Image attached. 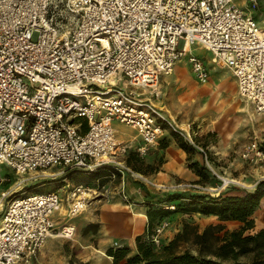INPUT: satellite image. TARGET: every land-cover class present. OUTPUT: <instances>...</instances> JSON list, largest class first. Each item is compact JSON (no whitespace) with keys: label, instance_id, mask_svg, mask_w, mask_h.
Instances as JSON below:
<instances>
[{"label":"built area","instance_id":"built-area-1","mask_svg":"<svg viewBox=\"0 0 264 264\" xmlns=\"http://www.w3.org/2000/svg\"><path fill=\"white\" fill-rule=\"evenodd\" d=\"M249 2L245 9L235 0H0V170L6 165L20 177L17 188L3 190L10 178L0 174V264H31L53 236L54 213L65 203L76 216L98 195V188L72 186L67 174L134 175L126 165L130 144L118 139L114 121L137 131L141 156L168 130L198 147L193 125L153 102L161 76L186 54L195 79L209 80L192 47L212 53L234 75L240 97L264 113V27L253 15L257 0ZM241 155L264 165L257 138ZM49 171L65 175L61 190L10 198ZM170 226L161 220L148 239L160 248ZM73 234L65 226L59 235Z\"/></svg>","mask_w":264,"mask_h":264},{"label":"rangeland","instance_id":"rangeland-1","mask_svg":"<svg viewBox=\"0 0 264 264\" xmlns=\"http://www.w3.org/2000/svg\"><path fill=\"white\" fill-rule=\"evenodd\" d=\"M235 2L242 8L246 9L250 7L249 0H235ZM257 2L258 7L253 11V15L256 18L257 25L263 28L264 0H257ZM191 53L204 59L207 66H210L212 70V79L209 83L207 81L204 83L197 81L199 85V91H197L198 100L196 101L197 103L193 104L194 106L189 108V112L191 114H195L197 116L196 119L201 121L203 125L201 128L202 131L195 137V142L198 147L203 148L208 154L210 166L207 165V163L204 164V166H206L211 177H208L206 180L203 179L204 181L201 180V182L198 183L188 182L186 184H182V186L175 185L171 188H168L167 186L159 187V190H164L163 192H165V195L172 196L179 194V196H182L179 197L180 199L176 200L178 204H181L180 208L177 207L176 203L168 204L174 206L173 209L169 208L172 213H179L173 217L174 221L171 220L170 226L171 228L176 225L180 228V231L173 238H180L177 248V251L179 252L184 251L187 248L195 250L197 248V245L195 244V232L201 233L208 226L205 221L200 220L199 216L195 217L193 215V213L196 212L191 210L192 207L188 205L189 200L187 198H189L192 194H210L211 196H217L222 191H226L231 188H245L246 185L238 179L239 172L242 170L241 167L230 165V162L228 161L229 159L232 160L239 152L234 153L232 151L231 153H228V155L219 159L218 156L212 155V151H210L212 150L211 145L221 147L227 145L236 151H243L247 143L257 138V140H259L264 146V113H257L252 104L240 97L234 83V75L228 69L213 62L212 53L201 47H192ZM188 55L189 54H186L184 58L175 64V74L191 72L190 66L187 63ZM218 74L227 79V85H223V87L219 85ZM184 77L189 80H193V78H195L192 73L191 75H184ZM173 89H175V93L180 94V96L184 94V91L178 87L176 88L173 86L172 90ZM199 92L203 94L200 95ZM200 101L202 109L196 108L199 107L197 105ZM113 126L116 129V133L120 131L126 133L131 131V127L119 123L118 121H114ZM195 129H197V127ZM198 147L196 148L200 151ZM242 151L240 154H242ZM135 156L138 157V160L136 161L133 159V162L135 161L138 164V167L142 168V170H137L132 165H128L126 162V165L134 172V175L130 171H125L124 174H122L115 169H110L111 172H114L115 170L114 176L108 171V169L97 170L95 172H73L71 174H67L69 178H67V176L66 178L72 186L84 185L92 188H98V195L91 199L88 207L76 216L71 217L64 214V209H66L65 203V205L63 204L60 209L57 210L54 215L57 224L55 225L53 236L48 238L31 264H72V262H74L73 264H84L78 261L75 256H87V254H89L88 256H105L104 254L106 252L103 253L100 249L97 251L95 248L98 247L97 244L99 236L97 233V224L88 223L87 219H84V214H86L85 212H87L89 207L94 204H102L108 201H113L115 199L114 195H116L113 194V192H118V196L123 195L124 192L120 191L122 184L121 177L123 176L129 180H134L139 184L143 183L151 188H155L153 185L154 183L149 180V176L155 169L159 168L162 163V159L155 164H150L146 154L141 156L138 153H135ZM135 156H132V158H135ZM256 166L259 167V169ZM256 166L252 164H249V166L246 164L243 165V170H247V172L252 174L250 176L251 180L247 182L248 184L251 183V185L248 186L251 190H254L258 183L255 182V176H264V171H262L264 169V165L262 166L263 169L260 165ZM52 171L57 172L55 169ZM52 171H49L46 173V176H42L37 180L32 179L25 181L23 189L11 194L10 198L33 191L61 190L63 185L67 182L64 177L65 175H48ZM0 174L4 178H10V181H6L3 185V190H12L13 188H17L16 182L20 177L16 175L14 171L4 165L0 170ZM221 177L236 178L237 180L235 183L223 185ZM104 193L109 195L105 196ZM122 200L126 202L124 197ZM93 210V215L96 216V214H98L97 206ZM182 214L185 216H182ZM165 217L168 218L170 216L168 215ZM65 226L74 227V234L72 236L70 235L64 237L59 235ZM185 228L188 233L187 241L184 240L182 236L185 232ZM116 243L117 242L112 243L111 247H120V244L117 243L116 245ZM155 248L157 249V247Z\"/></svg>","mask_w":264,"mask_h":264},{"label":"crops","instance_id":"crops-1","mask_svg":"<svg viewBox=\"0 0 264 264\" xmlns=\"http://www.w3.org/2000/svg\"><path fill=\"white\" fill-rule=\"evenodd\" d=\"M175 67L170 74L161 76L159 83L161 95L159 99L152 98L153 102L162 109L166 116L173 118L183 126L191 124L194 128L197 127L195 130L197 133H200L202 131L201 128L203 127L202 122L196 119L197 116L195 114H191L189 112V108L194 106L193 104L197 103L196 101L198 100V82L195 78H193V80H189L184 77V75H191L192 72L175 74ZM208 68L210 77L207 82L209 83L212 79V70L210 66H208ZM218 81L221 87H223V85H227V79L222 77V75L220 76L218 74ZM234 83L236 85L235 79ZM173 86L182 89L184 94L181 96L180 94H176L174 91L175 89L172 90ZM199 93L200 95L203 94L201 92ZM200 103L201 101L197 105L199 107L196 108L202 109ZM116 135L119 140L129 142L130 149L128 151V155L130 153H137L136 148L142 142L134 128L131 127V131L127 133L122 131L117 132ZM211 149L212 150L209 148V150L212 151V155L218 156L219 159L228 155V153H231L232 151L234 153L239 152L232 160L229 159L228 161L230 162V165L241 167L242 170L239 172L238 179L247 186L244 184L245 188L240 187L233 189L231 193L242 194L245 191H250L251 189H249L248 186L251 185V183L248 184L247 182L251 180L250 176L252 174L247 172V170H243V165L246 164L249 166V164H252L256 166L260 164L258 162H252L243 159L242 155L240 154L242 150L236 151L227 145H224L223 147L211 145ZM146 157L150 164H155L160 159H162V163L159 168L155 169L154 172L149 176V180L154 183L153 185L155 188H151L150 186H147L143 183L139 184L138 182L129 180L123 176L121 177L122 184L120 191L125 193L126 197L130 200L129 203L124 202L122 200L123 196H118V192H113V194H116L114 195L115 199L113 201H108L102 204H94L95 206H90L89 210L85 212L86 214H84V219H87L88 223L97 224V233L99 234L97 244L98 247H95L97 251L100 249L104 253L112 246V243L117 242L120 244V246L126 245L130 248L128 257L135 255L137 253L136 237L138 235L145 234L148 224V207L146 202L150 199H157V197L165 195V192H163L164 190H159L158 185L160 184L171 188L175 185L178 186L188 182H197L201 179L200 176L189 166L186 152L181 147H179L170 130L166 131L158 143L148 150ZM192 162H197L200 165L206 164L204 154L197 149V151L193 154ZM260 166L263 169L262 165ZM257 168L259 169V167ZM108 171L111 172L110 169ZM262 171H264V169ZM255 178V182H258L261 179H264V176H255ZM234 180L236 181L237 179L234 178ZM96 206L98 209V214L95 216L93 215V209H95ZM64 214H66V209H64ZM176 214L179 213H171L168 219L170 221H174L173 217L176 216ZM54 215L53 221L55 227L57 222L55 221ZM193 215L195 217L199 216L200 220L205 221L207 225L219 223V220L216 216L203 215L199 212L193 213ZM182 216L185 215L182 214ZM252 217L255 220V231L264 229V195L261 198L260 204ZM222 224L225 225L226 229L228 230H237L242 226V223L238 220H228L222 222ZM179 231L180 228H178L176 225L166 230L161 238L162 243L167 244L170 242ZM106 254L107 253L104 254L105 256H88L89 254H87V256L75 257H77L78 261L84 264H114L113 258ZM126 259L127 258L121 260L119 264H126ZM73 263L74 262H72V264Z\"/></svg>","mask_w":264,"mask_h":264},{"label":"trees","instance_id":"trees-1","mask_svg":"<svg viewBox=\"0 0 264 264\" xmlns=\"http://www.w3.org/2000/svg\"><path fill=\"white\" fill-rule=\"evenodd\" d=\"M171 134L179 147L186 152L189 166L200 176L201 179L196 183L211 177L206 166L192 162L197 148L178 134L174 132ZM132 156H135V153L127 156V164L142 170L135 161L133 162V159L137 161L138 157ZM232 191L233 188L222 191L217 196L192 194L187 198L191 210L203 215L216 216L219 220L217 224H209L203 232H195L197 245L195 250L187 248L181 252L177 251L179 237L157 249L148 239L153 227L172 213L165 208L166 205L176 203L180 208L181 204L176 200L182 196L177 194L159 196L146 202L148 224L145 234L136 237L135 255L128 257L130 248L126 245L108 248L107 255L113 258L114 264H119L125 258L126 264H264V229L255 231V220L252 217L264 195V180H260L254 190L242 194H233ZM228 220H238L242 226L237 230H228L222 224ZM184 230L182 236L187 241L188 233L186 228Z\"/></svg>","mask_w":264,"mask_h":264},{"label":"bare ground","instance_id":"bare-ground-1","mask_svg":"<svg viewBox=\"0 0 264 264\" xmlns=\"http://www.w3.org/2000/svg\"><path fill=\"white\" fill-rule=\"evenodd\" d=\"M58 236V235H57Z\"/></svg>","mask_w":264,"mask_h":264}]
</instances>
